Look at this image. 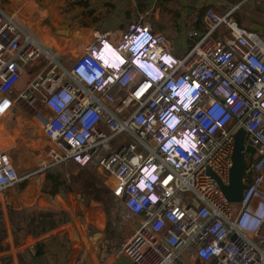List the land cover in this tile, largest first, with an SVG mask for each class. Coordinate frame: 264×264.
Masks as SVG:
<instances>
[{
  "label": "built area",
  "instance_id": "built-area-1",
  "mask_svg": "<svg viewBox=\"0 0 264 264\" xmlns=\"http://www.w3.org/2000/svg\"><path fill=\"white\" fill-rule=\"evenodd\" d=\"M239 8L192 11L184 52L139 20L96 35L68 68L0 9V126L24 110L39 126L47 145L28 177L72 163L113 179L123 218L138 220L129 264H264V41L238 26ZM106 48L125 64L105 67ZM240 129L254 151L235 205L220 184ZM15 144L0 138V195L21 182Z\"/></svg>",
  "mask_w": 264,
  "mask_h": 264
},
{
  "label": "crops",
  "instance_id": "crops-1",
  "mask_svg": "<svg viewBox=\"0 0 264 264\" xmlns=\"http://www.w3.org/2000/svg\"><path fill=\"white\" fill-rule=\"evenodd\" d=\"M233 5L240 6L234 17L238 26L256 33L264 41V0H0V9L5 14L14 16L19 25L43 46H49L56 50V54L66 57L72 52L79 57L96 35L105 34L113 40L128 25L139 20L150 25L153 32L174 39L182 50L187 47L185 19L192 11L203 14L207 9H213L222 13ZM49 27L66 28L68 32L66 35H56ZM2 133H5L3 128L0 130ZM37 180L39 183L36 181L20 186V196L12 199L13 205L7 206L9 198L6 191L0 195V221L5 226V243L2 245L7 244L9 251L14 252L13 264L14 261L19 264L16 252L30 250L37 245H42V255L45 257L34 260L33 264H44V258H47V264H61L59 259L49 260L44 244L61 240L64 234L69 240H74L76 245H73V249L76 247L74 252H77L72 259L70 251L65 264H76L79 258L83 264H129L122 251L128 238L113 241L118 237L119 228L113 225L106 229L103 210H92L83 205L79 191L72 189L69 184L67 196L61 190L54 195L41 193L45 182ZM69 195L73 205L69 202ZM40 200L48 204V209L58 211L65 208V203L68 204L72 210H67L70 221L55 225L46 223L39 233H31L29 222L35 213L43 212L40 210ZM9 208L16 213L13 224L9 221ZM87 210H91V214ZM19 217H23L21 222L18 221ZM133 221L136 227L137 218ZM71 226L72 235L68 230ZM50 251L52 256L60 257L56 245H51Z\"/></svg>",
  "mask_w": 264,
  "mask_h": 264
},
{
  "label": "rangeland",
  "instance_id": "rangeland-1",
  "mask_svg": "<svg viewBox=\"0 0 264 264\" xmlns=\"http://www.w3.org/2000/svg\"><path fill=\"white\" fill-rule=\"evenodd\" d=\"M27 32V31H26ZM28 33V32H27ZM29 34V33H28ZM30 35V34H29ZM32 36V35H31ZM33 37V36H32ZM181 42V41H180ZM48 50L51 52L53 51V48L49 47ZM186 50L182 48L181 52H184ZM56 51V50H55ZM61 52V51H60ZM72 52V51H71ZM61 54V53H60ZM58 55V54H57ZM77 53H70L68 57L66 56H60V61L62 64L68 68L70 63L74 58L77 57ZM33 72V73H31ZM40 72V68H32L31 71L28 70V73L31 74H38ZM26 77L23 79V82L20 84L21 88L25 87V81ZM15 119L12 121L11 119H8L5 122V126L8 128L9 133L5 132V136L0 134V138H5L8 142H14L15 148H13L12 151V160L15 163L17 170L19 172V175L21 177V182L17 184L14 187L8 188L6 190V194L8 195L7 199V206L13 205L12 199H14L15 196L19 197L21 192L20 186L22 185H29L32 182H36L37 179L43 180L45 183L41 187V193H49L54 189V185L52 183H49L45 177L47 175H56L57 179L60 182H64L61 187H59V190L63 192V194H67L70 191L67 189V185L69 184L72 189H75V191H79V195L82 197L83 202L82 204L86 207H90L92 210H103V207L105 209H109L110 205V212L111 214L107 216L105 214L106 219V229H108L110 226L116 225L118 230V237L114 238L113 241H123L125 238H130L134 229L135 224L133 219H124L123 214L124 211L122 209V206L120 202L116 199H112V195L110 193V190L108 186H111L113 184V179L108 177L107 175L98 174L99 172L94 168H83L79 167L72 163L63 164L61 166H58L54 169L49 170L43 175H33L28 177L27 175L33 171V167H35V163L39 159L40 155L42 154V150L47 145L46 139L42 136V132L37 125L36 121L33 117H31V113L24 110L20 112H16ZM3 126V127H5ZM0 126V130L3 128ZM4 129V128H3ZM5 130V129H4ZM5 142V141H4ZM36 145V146H34ZM36 148V151L34 150ZM98 178L99 181L96 179ZM67 196V195H66ZM69 202L71 205L74 204V202L71 200V196L69 195ZM99 201V202H98ZM111 201V202H109ZM49 204H52L49 202ZM6 206V207H7ZM40 210H43V212H49L52 209H48V204L44 202L43 200H40ZM53 207H57L53 205ZM100 207V208H99ZM102 207V208H101ZM8 208V207H7ZM56 209V208H55ZM67 210L72 211L69 208V205L65 203V208L61 211L67 212ZM77 210H73L75 212ZM88 214H91V210H87ZM69 216V215H68ZM68 217H60L55 219L52 225L55 224H62L65 222H68L70 220L61 221L60 219H67ZM71 218V217H70ZM23 217H19L18 221H22ZM57 220V221H56ZM126 225V227H125ZM0 228H2V225L0 224ZM3 228L5 230V226L3 224ZM70 231V235H72V226L68 228ZM106 238H107V234ZM61 240H55L51 241L49 243L44 244L46 246L45 248V254L48 256L49 260L51 259H59L61 261V264H65V261L67 257L70 256V251L72 259L77 255V252H74L73 245L75 246L74 240H69L68 236L66 234L61 236ZM5 240V234L2 236L1 239V245ZM56 245V248L59 251V258H56V256H52L50 252L51 245ZM71 246V247H70ZM42 247V245H41ZM71 249V250H70ZM33 253L29 249L21 250L20 252H16V258L19 259V264H33L32 256L35 254V248L32 249ZM15 254L12 251H9L8 245L4 244L2 245V249L0 251V264H13V258ZM45 257L44 255H42ZM47 258H44V264L48 263ZM14 264H17L16 261H14ZM37 264H40L39 262ZM73 264V263H71Z\"/></svg>",
  "mask_w": 264,
  "mask_h": 264
},
{
  "label": "water",
  "instance_id": "water-1",
  "mask_svg": "<svg viewBox=\"0 0 264 264\" xmlns=\"http://www.w3.org/2000/svg\"><path fill=\"white\" fill-rule=\"evenodd\" d=\"M49 29L56 35H66L68 32L66 28L49 27ZM171 43L173 46V54H176L179 49V45L174 39H171ZM234 138L229 184L226 186L220 184V188L226 200L229 203L236 205L241 202L243 190L246 186L243 181L246 167L245 154L247 152L252 153L254 149L251 145L245 143L246 133L243 129L238 130L235 133ZM37 182L39 183V180H37Z\"/></svg>",
  "mask_w": 264,
  "mask_h": 264
},
{
  "label": "trees",
  "instance_id": "trees-1",
  "mask_svg": "<svg viewBox=\"0 0 264 264\" xmlns=\"http://www.w3.org/2000/svg\"><path fill=\"white\" fill-rule=\"evenodd\" d=\"M45 179L49 183H52L54 185V189L49 192L51 195L56 194L59 191V187L62 186L63 183H64V182H60L57 179L56 175H47L45 177ZM111 198L113 199L114 197L112 196ZM109 202H111V201H109ZM110 208H111V205H110L109 209H107V210L105 209V207H103V211L105 212V214L107 216H109L111 214ZM15 214L16 213L14 212V210L9 208L8 215H9V221H10L11 224H13V221H14V218H15ZM68 215H69L68 212L58 211V210H51L49 212L48 211L47 212H37V213L34 214V217L32 218L33 220L29 222V228H31L30 231L33 234L39 233L41 231V229H42V226L44 224H46V223L53 224L55 219L58 220V218H60V217H68L67 219H60L62 222L65 221V220H69V216ZM0 224L2 225V228H0V251H1V249H2L1 239H2V236L5 233V230L3 228L2 221H0ZM29 252H30V250H29ZM42 254H43V250H42L41 245H37L35 247V254L32 256V260L33 261L34 260H38L42 256Z\"/></svg>",
  "mask_w": 264,
  "mask_h": 264
},
{
  "label": "clouds",
  "instance_id": "clouds-1",
  "mask_svg": "<svg viewBox=\"0 0 264 264\" xmlns=\"http://www.w3.org/2000/svg\"><path fill=\"white\" fill-rule=\"evenodd\" d=\"M100 61L107 68H109V65L111 66V68H113L114 65L122 67L125 64L123 58L119 55V53L114 51L112 48L105 49V51L103 52V57ZM180 97L184 98L185 103L189 102V100L186 99V94H183ZM181 144L184 148L190 150L195 143L192 139L190 140L184 139V141L181 142Z\"/></svg>",
  "mask_w": 264,
  "mask_h": 264
},
{
  "label": "bare ground",
  "instance_id": "bare-ground-1",
  "mask_svg": "<svg viewBox=\"0 0 264 264\" xmlns=\"http://www.w3.org/2000/svg\"><path fill=\"white\" fill-rule=\"evenodd\" d=\"M114 51H116L117 53H118V51L116 50V49H114V48H112ZM120 55V54H119ZM121 56V55H120ZM102 57H103V54H102ZM102 59V58H101ZM101 59H99V61L101 60ZM101 62V61H100ZM115 66V65H114ZM113 66V67H114Z\"/></svg>",
  "mask_w": 264,
  "mask_h": 264
}]
</instances>
